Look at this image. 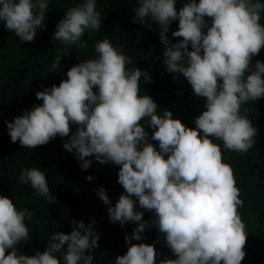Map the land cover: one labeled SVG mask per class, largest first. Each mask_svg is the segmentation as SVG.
<instances>
[{"label":"clouds","instance_id":"1","mask_svg":"<svg viewBox=\"0 0 264 264\" xmlns=\"http://www.w3.org/2000/svg\"><path fill=\"white\" fill-rule=\"evenodd\" d=\"M176 4L137 0L133 20L147 21L149 29L151 21L158 24L164 69L182 73L194 94L205 98L195 127L174 118L171 110L158 113L151 96L138 94L139 78L150 80L149 74L126 67L130 59L107 38L96 41L95 55L69 67L58 85L37 90L42 103L5 123L11 141L18 139L27 148L67 136L63 148L74 153L82 170L93 155L120 166L117 181L125 191L114 204L103 186L94 189L108 205L111 222H135L131 235L124 237L126 252L113 264H241L246 231L237 208L243 201L215 141L236 152H247L255 142L257 128L241 106L264 97V62L251 63L264 46V2L184 0L178 10ZM96 5L97 0H79L67 7L55 25L53 42L83 47L82 34L101 25ZM48 11L49 0H0V23L21 41H32ZM177 20L171 36L182 39L173 42L167 33ZM59 60L60 55L53 69ZM70 122L76 125L71 135ZM145 124L158 145L150 142ZM18 179L36 195L52 199L39 167L22 168ZM86 179L93 177L87 174ZM137 205L154 211L152 222L175 258L155 259V242H143L149 222ZM31 215L0 195V264H92L99 239L95 218L88 223L73 219L71 231L51 232L44 250L28 255L19 245L29 238L25 218ZM133 239L140 242L131 243Z\"/></svg>","mask_w":264,"mask_h":264},{"label":"trees","instance_id":"2","mask_svg":"<svg viewBox=\"0 0 264 264\" xmlns=\"http://www.w3.org/2000/svg\"><path fill=\"white\" fill-rule=\"evenodd\" d=\"M78 2L49 0L45 26L37 29L32 41H21L0 23V195L8 196L18 208H26L32 213L30 219L25 218L29 238L19 245L21 252L32 255L37 250L43 251L51 232L71 231L73 219L88 223L95 218L94 227L99 239L98 247L92 253V264H113L117 255L126 252L128 245L124 237L131 235L135 222L123 225L111 222L108 205L94 189L103 186L110 204H114L125 191L117 181L120 166L113 162L101 163L93 155L89 157L92 163L82 170L74 153L63 148L67 136L56 135L45 144L27 148L20 145L18 139L11 141L5 121H11L22 110L42 103L35 92L66 79L67 69L80 60L93 57L95 42L104 38L130 59L126 67L147 71L150 80H144L143 76L139 78L138 94L151 96L158 106V113H162L163 109L171 110L174 118H179L188 127H195L194 118L203 110L205 98L194 94L182 73L174 75L164 69V46L160 41L158 24L151 21L149 29L147 21L141 24L133 20L137 0H97L101 25L97 30L88 29L82 34L81 40L85 41L83 47L53 42L55 25L67 7ZM183 2L177 0V10ZM261 23H264V12L261 13ZM177 26L178 20L172 21L167 33L173 42L182 39L171 36V31ZM58 55L60 60L53 69ZM257 59L264 62V46L252 57L251 63L254 64ZM244 109H247L245 114L257 128L253 146L247 152H236L224 148L222 141L215 142L221 147L223 161L231 166L235 186L243 201L237 208L246 231L245 256L241 264H264V97L242 104L241 110ZM75 128L76 125L70 122L69 135ZM145 128L150 142L158 145L157 140L151 139L152 129L146 124ZM25 167H39L45 172L52 197L50 201L36 195L29 184L19 181V172ZM87 174H91L93 179H86ZM137 207L143 212L142 219L149 222L142 238L145 243L155 242V259L159 261L165 256L175 258L165 244L163 233L152 222L154 211ZM130 242L140 241L133 239Z\"/></svg>","mask_w":264,"mask_h":264}]
</instances>
